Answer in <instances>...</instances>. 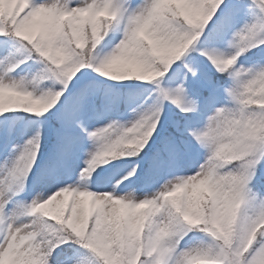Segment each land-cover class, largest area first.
Returning <instances> with one entry per match:
<instances>
[{
  "label": "snow or ice",
  "instance_id": "1",
  "mask_svg": "<svg viewBox=\"0 0 264 264\" xmlns=\"http://www.w3.org/2000/svg\"><path fill=\"white\" fill-rule=\"evenodd\" d=\"M0 264H264V0H0Z\"/></svg>",
  "mask_w": 264,
  "mask_h": 264
}]
</instances>
